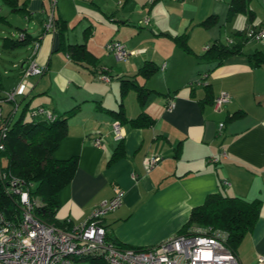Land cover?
I'll return each mask as SVG.
<instances>
[{
  "label": "crops",
  "instance_id": "1",
  "mask_svg": "<svg viewBox=\"0 0 264 264\" xmlns=\"http://www.w3.org/2000/svg\"><path fill=\"white\" fill-rule=\"evenodd\" d=\"M230 1L0 0V121L46 118L34 116L37 108L54 115L74 109L52 154L77 160L57 195L59 224L83 222L98 204L120 194V204L102 218L108 240L148 248L179 234L207 194L257 199L259 216L235 250L240 264H264L258 261L264 255V63L255 66L248 58L264 53V40L244 37L248 27L264 28V3L249 1L250 22L245 14L231 15ZM15 13L19 21L8 16ZM51 17L62 32L54 24L46 30ZM181 35L187 50L175 42ZM34 41L44 70L40 77H24ZM112 41L127 48V60L106 48ZM214 41L238 51L221 64L202 61L199 55ZM80 44L72 52L70 45ZM103 73L108 80L99 78ZM12 89L18 91L14 100L2 99ZM221 92L231 99L217 111L212 103ZM120 107L127 121L144 113L153 123L122 124L125 136L116 142L110 124L119 120L114 113ZM156 156L148 168L147 159Z\"/></svg>",
  "mask_w": 264,
  "mask_h": 264
},
{
  "label": "built area",
  "instance_id": "2",
  "mask_svg": "<svg viewBox=\"0 0 264 264\" xmlns=\"http://www.w3.org/2000/svg\"><path fill=\"white\" fill-rule=\"evenodd\" d=\"M144 22L148 23L147 19ZM44 27L46 30L54 29L52 17L45 22ZM244 37L247 40H264V28L248 27ZM38 44L37 41L32 43L27 66L22 72L24 77L41 75L44 70L35 59ZM106 48L118 60H127L130 54L118 41L109 42ZM207 48L208 46L204 47V50ZM99 78L108 80L109 76L103 73ZM17 92L16 89L6 91L2 99L14 100ZM230 99L228 92L216 95L212 103L214 110H220ZM165 106L172 110L174 103L171 100ZM32 113L34 116L43 115L47 119L54 118L53 113L44 108H37ZM110 126L114 140L121 141L125 136L121 121L114 120ZM223 126L224 122L218 123V134H222ZM5 129L2 127L1 135ZM94 144L100 146L101 139L96 138ZM158 160L157 156L147 159V167H153ZM6 181V192L19 200L20 213L7 218L0 212V264H74L77 259L82 258H101L107 264H240L236 252L226 245L225 231L199 226H193L183 234L172 235L148 248L118 246L108 240L102 218L117 208L121 202L120 194L98 204L83 222L68 223L62 228L44 223L34 216L33 210L38 201L30 196L28 185L14 175L7 177ZM258 261L264 262V255H260Z\"/></svg>",
  "mask_w": 264,
  "mask_h": 264
},
{
  "label": "trees",
  "instance_id": "3",
  "mask_svg": "<svg viewBox=\"0 0 264 264\" xmlns=\"http://www.w3.org/2000/svg\"><path fill=\"white\" fill-rule=\"evenodd\" d=\"M249 1L231 0V15H235V13L245 14L251 22L254 16L250 10ZM54 20V26H56L59 33L62 32L63 28L60 22L56 18ZM211 20H214V18L210 17L203 23L206 25ZM185 37L186 35L177 36L175 42L184 50H187L188 45L184 43ZM23 41H26L25 38ZM81 45H74L76 47L70 45L72 46V52L75 53V50L77 51L78 48L82 47ZM237 51L235 46L214 41L199 56L202 61H215L216 64H221L225 58L237 53ZM248 58L255 66L264 63V53L254 52L249 54ZM126 88L127 85L124 82L122 91L125 92ZM136 90L139 100H143V95L140 93L141 88H136ZM73 113L74 109H71L62 115L53 114V119L44 118L40 120L34 118L32 121H24L22 115L13 122L6 121V119L0 121V145L2 144V149H0V212L5 217L12 218L20 213L19 200L6 192V179L10 175H14L28 185L30 196L38 201V205L33 210L36 218L44 223H52L61 228L65 225V223L59 224L56 221L57 195L60 189L72 179L77 160L75 157L56 160L52 154L56 150L59 141L65 137L66 120ZM114 114L122 124L130 123L135 127L149 126L153 123V119L144 113L127 121L122 116L121 107ZM2 127L6 128L3 135H1ZM121 153V150L115 152L111 156V161L118 159ZM259 205L260 200L257 199L250 201L238 196L228 197L221 192L207 194L203 203L191 210L189 219L184 223L179 234L189 231L193 226L223 230L226 232L227 247L236 252L235 248L238 243L255 225L259 216ZM113 242L123 248L131 247L125 244L122 245L114 239ZM133 248L136 249L137 247ZM89 259L91 264L96 261L93 258Z\"/></svg>",
  "mask_w": 264,
  "mask_h": 264
},
{
  "label": "rangeland",
  "instance_id": "4",
  "mask_svg": "<svg viewBox=\"0 0 264 264\" xmlns=\"http://www.w3.org/2000/svg\"><path fill=\"white\" fill-rule=\"evenodd\" d=\"M261 3H264V0H262L261 1ZM16 16L17 17V19H18V21L20 20V18H21V16L19 15V14H9L8 16L10 17V19H13V16ZM240 17H242V16H240ZM14 20V19H13ZM10 21V20H9ZM10 23L11 24H14L15 22H12V21H10ZM17 24V23H16ZM20 27H22V23H20V24H18ZM12 27H14V26H12ZM35 76V77H34ZM30 77H34V78H36V77H40V74H38V75H30Z\"/></svg>",
  "mask_w": 264,
  "mask_h": 264
}]
</instances>
